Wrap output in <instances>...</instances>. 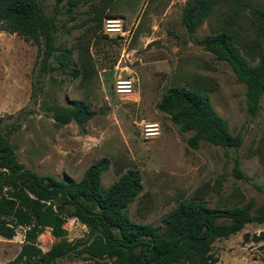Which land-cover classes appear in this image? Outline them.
I'll return each mask as SVG.
<instances>
[{
  "label": "rangeland",
  "instance_id": "374dc122",
  "mask_svg": "<svg viewBox=\"0 0 264 264\" xmlns=\"http://www.w3.org/2000/svg\"><path fill=\"white\" fill-rule=\"evenodd\" d=\"M144 1L117 10L128 18L125 34L107 31L112 0H35L30 33L6 19L1 5L0 137L18 164L40 179L78 183L106 160L100 181L109 188L129 170L138 171L143 190L127 213L139 225L164 230L163 218L185 200L220 212L243 208L252 216L264 214V90L252 100L224 53L218 56L204 45L217 38L256 65L264 40L250 12H264V0H222L194 29L183 22L191 0ZM85 59L91 74L84 79ZM122 79L133 81L132 94L117 92ZM181 87L207 93L239 146L200 140L197 149L189 147L195 131L182 132L158 108L165 91ZM87 111L93 116L80 121ZM148 124L159 126L157 137L146 138ZM64 217L68 240L87 236L86 225ZM5 221L12 222L16 236L0 237V264H12L29 244L30 228ZM262 232L264 224L255 222L217 240V264H264ZM29 241L45 253L58 239L43 226ZM81 261L72 256L59 264Z\"/></svg>",
  "mask_w": 264,
  "mask_h": 264
},
{
  "label": "trees",
  "instance_id": "16d2710c",
  "mask_svg": "<svg viewBox=\"0 0 264 264\" xmlns=\"http://www.w3.org/2000/svg\"><path fill=\"white\" fill-rule=\"evenodd\" d=\"M221 1H189L183 22L194 29ZM0 2L6 19L15 27L28 33L33 30L35 0ZM138 2L140 0H112L106 15L126 21L127 16L117 10L137 6ZM250 16L264 40V12L253 9ZM204 45L218 56L224 53L236 75L248 85L250 98L256 101L264 90V50L259 53L257 64L251 66L217 38H207ZM243 51L244 56L256 61L253 53ZM90 74L91 64L85 59L83 78ZM158 108L171 114L172 121L181 126L182 132L195 131L188 140L191 149H197L200 140L225 147L239 146L238 138L229 134L226 122L215 113L205 91L171 88L163 93ZM92 116L93 113L87 111L78 119L85 121ZM108 167L106 160L93 165L78 183L40 179L18 164L8 142L0 137V237L10 240L16 236V229L11 221H5L7 218L30 228L26 236L29 244L23 246L12 264H59L72 256L82 260L78 264H217L219 258L213 253L217 240L229 239L247 224H264V214L252 216L243 208L220 212L196 200L182 201L165 216L164 230L133 223L127 209L143 190L142 176L138 171L129 170L111 187L103 188L100 176ZM64 216L86 225L87 236L74 242L68 240ZM43 226L52 228L53 236L58 239L45 253L29 241L31 233ZM260 237H264V232ZM245 239L249 236L245 235Z\"/></svg>",
  "mask_w": 264,
  "mask_h": 264
},
{
  "label": "built area",
  "instance_id": "2783aa9c",
  "mask_svg": "<svg viewBox=\"0 0 264 264\" xmlns=\"http://www.w3.org/2000/svg\"><path fill=\"white\" fill-rule=\"evenodd\" d=\"M106 21V28L108 32L125 34V20L123 18H108ZM116 89L117 92L121 94H132L134 89L133 81L130 79L119 80L116 84ZM145 127V136L147 139H152L159 135V126L157 124H148Z\"/></svg>",
  "mask_w": 264,
  "mask_h": 264
},
{
  "label": "crops",
  "instance_id": "0c3cea01",
  "mask_svg": "<svg viewBox=\"0 0 264 264\" xmlns=\"http://www.w3.org/2000/svg\"><path fill=\"white\" fill-rule=\"evenodd\" d=\"M9 240V239H8ZM11 240V239H10Z\"/></svg>",
  "mask_w": 264,
  "mask_h": 264
}]
</instances>
